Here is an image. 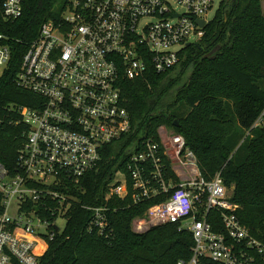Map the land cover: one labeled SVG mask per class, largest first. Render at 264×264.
I'll use <instances>...</instances> for the list:
<instances>
[{
  "label": "built area",
  "instance_id": "1",
  "mask_svg": "<svg viewBox=\"0 0 264 264\" xmlns=\"http://www.w3.org/2000/svg\"><path fill=\"white\" fill-rule=\"evenodd\" d=\"M22 2L0 0L3 20L19 18ZM212 8L213 0H67L58 20L41 24L15 78L40 101L12 108L26 126L25 142L15 174L0 163V264H39L47 242L63 229L56 221L66 224V214L79 202L82 178L98 167L106 147L136 130L125 108L123 82L141 80L149 69L157 74L176 69L187 45L204 37ZM10 60L11 47L0 32V74ZM259 128H264V108L246 136ZM165 131L168 145L158 135L162 151L138 135L140 141L126 147L123 167L102 188V201L81 206L91 215L90 230L104 234L109 228L111 198L131 197L137 204L167 196L135 220L137 225L176 224L191 235L189 259L176 264H253L256 256L264 263V244L238 219L232 190L219 174L202 178L184 139ZM170 155L184 170L195 165L197 175L186 172L188 178L181 180ZM13 205L16 216L9 215ZM210 212L219 214L221 230L208 222Z\"/></svg>",
  "mask_w": 264,
  "mask_h": 264
},
{
  "label": "trees",
  "instance_id": "2",
  "mask_svg": "<svg viewBox=\"0 0 264 264\" xmlns=\"http://www.w3.org/2000/svg\"><path fill=\"white\" fill-rule=\"evenodd\" d=\"M263 1L221 0L204 28V37L182 51L176 69L166 74L149 69L143 79L123 82L125 108L136 130L126 140L106 147L98 167L82 178L78 191L84 192H78L79 202L66 214L60 233L47 242L39 264H176L189 259L192 237L178 231L176 224L154 226L142 234L132 232V222L143 219L152 204L167 196L137 204L131 197L111 198L110 225L104 234L97 228L90 230L91 215L81 207L102 201V188L123 167L126 147L138 141V135L152 139L162 151L157 134L162 125L184 139L202 178L210 180L219 174L232 189L230 201L239 206L238 219L250 236L264 244V128L246 136L264 108ZM66 2L23 0L21 16L12 21L3 20L0 11V32L11 47V60L0 74V163L12 175L27 132L12 108L40 101L19 88L15 78L41 24L58 20ZM175 73L186 77L181 82L168 80ZM163 161L168 176L177 183L169 160L164 156ZM207 217L214 230H221L218 213ZM253 264L264 263L256 256Z\"/></svg>",
  "mask_w": 264,
  "mask_h": 264
},
{
  "label": "rangeland",
  "instance_id": "3",
  "mask_svg": "<svg viewBox=\"0 0 264 264\" xmlns=\"http://www.w3.org/2000/svg\"><path fill=\"white\" fill-rule=\"evenodd\" d=\"M220 2H221V0H213V8L208 13L207 20H212L213 19L214 15H215L218 7H219ZM262 10H263V13H264V1L262 2ZM185 77H186V74H184L182 76V75H178V73H175L168 80H177V79H179L178 81L181 82V81H183L185 79ZM179 84L180 83H178L175 87L179 86ZM165 128H166V130H168L166 126H163V125L160 126L158 128V135L160 136L161 142H163L165 145H168V141L166 140L167 136H168V132L165 131ZM170 157H171L172 162H173L172 163L173 170L175 171V173L178 175V177L181 180H185L186 178H188V174H189L190 177H194V176L197 175V169H196L195 165H190V167L187 170H184V169H182L180 167V165L178 164V162L176 161L174 156L170 155ZM186 172L188 174H186ZM230 195L232 196V191L230 192ZM9 215H11V216H16L17 215L16 208H15L14 205L11 207ZM64 224H65V222L62 219H58L56 221V226L59 229H62L64 227ZM154 226H159V225H156L155 222L148 223V224L146 223V224H142V225H137V221H136V222L133 223V225H131V229H132V232H134L136 234H142V233H145L147 230H149L151 227H154ZM39 230L42 233L43 232V227H41Z\"/></svg>",
  "mask_w": 264,
  "mask_h": 264
},
{
  "label": "water",
  "instance_id": "4",
  "mask_svg": "<svg viewBox=\"0 0 264 264\" xmlns=\"http://www.w3.org/2000/svg\"><path fill=\"white\" fill-rule=\"evenodd\" d=\"M198 25L203 28L205 26V23L203 21H199ZM190 45L188 44L187 47H189ZM176 124V123H175Z\"/></svg>",
  "mask_w": 264,
  "mask_h": 264
},
{
  "label": "crops",
  "instance_id": "5",
  "mask_svg": "<svg viewBox=\"0 0 264 264\" xmlns=\"http://www.w3.org/2000/svg\"><path fill=\"white\" fill-rule=\"evenodd\" d=\"M135 221H138V220H135Z\"/></svg>",
  "mask_w": 264,
  "mask_h": 264
}]
</instances>
